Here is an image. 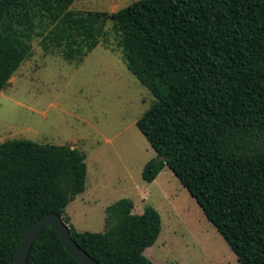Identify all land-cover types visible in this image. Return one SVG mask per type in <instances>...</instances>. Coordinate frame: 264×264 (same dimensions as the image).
<instances>
[{"label": "trees", "instance_id": "16d2710c", "mask_svg": "<svg viewBox=\"0 0 264 264\" xmlns=\"http://www.w3.org/2000/svg\"><path fill=\"white\" fill-rule=\"evenodd\" d=\"M74 0H0V91L30 56L32 41L80 63L119 34L128 71L154 97L136 127L155 157L151 183L168 168L240 264H264V0H138L117 12H75ZM86 154L12 139L0 144V264H13L26 229L59 215L99 264H153L158 212L132 213L123 198L105 210L103 233L79 232L65 209L86 190ZM25 264H79L44 228Z\"/></svg>", "mask_w": 264, "mask_h": 264}, {"label": "rangeland", "instance_id": "374dc122", "mask_svg": "<svg viewBox=\"0 0 264 264\" xmlns=\"http://www.w3.org/2000/svg\"><path fill=\"white\" fill-rule=\"evenodd\" d=\"M138 0H74L75 12L114 13ZM105 36L82 62H67L55 48L32 41L30 56L0 91V144L28 140L71 146L86 154V190L65 209L79 232L103 233L105 210L127 198L141 214L153 207L161 219L156 242L143 255L153 264H240L178 179L164 168L142 180L154 150L136 121L154 97L125 66L120 36Z\"/></svg>", "mask_w": 264, "mask_h": 264}, {"label": "water", "instance_id": "95a60500", "mask_svg": "<svg viewBox=\"0 0 264 264\" xmlns=\"http://www.w3.org/2000/svg\"><path fill=\"white\" fill-rule=\"evenodd\" d=\"M46 227L55 230L67 253L79 264H99L73 241L68 226L64 224L61 217L55 213L47 214L39 218L26 229L17 245L13 264L26 263V258L34 240Z\"/></svg>", "mask_w": 264, "mask_h": 264}]
</instances>
